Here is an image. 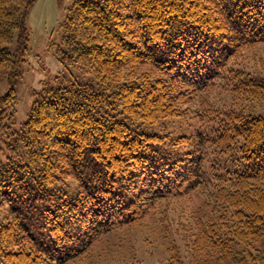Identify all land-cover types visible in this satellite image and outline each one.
I'll list each match as a JSON object with an SVG mask.
<instances>
[{
  "label": "trees",
  "instance_id": "obj_1",
  "mask_svg": "<svg viewBox=\"0 0 264 264\" xmlns=\"http://www.w3.org/2000/svg\"><path fill=\"white\" fill-rule=\"evenodd\" d=\"M32 2L0 0V148L25 157L0 162V264H65L155 201L190 193L202 199L191 251L264 264V75L236 61L264 42V0H73L56 56L102 89L49 86L13 130ZM142 64L156 71L114 81ZM190 110L194 134L146 126Z\"/></svg>",
  "mask_w": 264,
  "mask_h": 264
},
{
  "label": "rangeland",
  "instance_id": "obj_2",
  "mask_svg": "<svg viewBox=\"0 0 264 264\" xmlns=\"http://www.w3.org/2000/svg\"><path fill=\"white\" fill-rule=\"evenodd\" d=\"M72 1L33 0L28 8V51L25 61L20 65V75L14 82L16 106L13 130H19L26 121L36 93L49 86L79 82L90 84L97 90L102 89L92 74L83 73L78 67L59 61L56 56L58 47L63 45L64 23ZM14 44V41L9 44L10 50L14 48ZM236 61L246 70L264 75V42L246 48ZM149 70L156 71L146 64L126 66L114 81L122 82L126 75V78H133ZM9 87L7 76L0 70V96L5 94ZM225 96V92L216 89L210 98L220 101ZM193 107L194 104L190 103L189 108ZM254 112L263 115L264 105H259ZM199 117V114L190 110L181 116L146 126L149 131L170 130L173 135H191L200 125ZM188 146H185V149ZM10 158L20 164L25 162L21 148L15 151L0 148V162ZM201 203L202 199L194 193L176 199L157 200L147 208L139 220L98 235L82 257L65 264H213L211 253H196L189 247V241L196 240L195 235L192 236L191 233L195 230L194 217L198 214ZM5 213V206L0 204V219ZM195 247H201V243ZM225 264L236 263L230 260Z\"/></svg>",
  "mask_w": 264,
  "mask_h": 264
}]
</instances>
